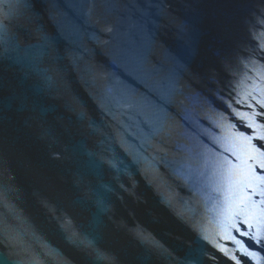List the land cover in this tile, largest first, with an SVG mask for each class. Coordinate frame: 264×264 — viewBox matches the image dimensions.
<instances>
[{
  "label": "water",
  "instance_id": "obj_1",
  "mask_svg": "<svg viewBox=\"0 0 264 264\" xmlns=\"http://www.w3.org/2000/svg\"><path fill=\"white\" fill-rule=\"evenodd\" d=\"M0 264H264V0H0Z\"/></svg>",
  "mask_w": 264,
  "mask_h": 264
}]
</instances>
